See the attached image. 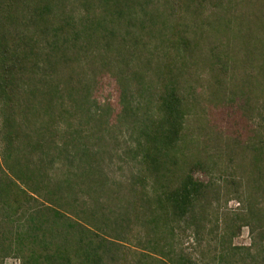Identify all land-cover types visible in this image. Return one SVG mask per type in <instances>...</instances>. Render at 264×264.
Returning a JSON list of instances; mask_svg holds the SVG:
<instances>
[{"label":"rangeland","instance_id":"374dc122","mask_svg":"<svg viewBox=\"0 0 264 264\" xmlns=\"http://www.w3.org/2000/svg\"><path fill=\"white\" fill-rule=\"evenodd\" d=\"M46 1L52 13L38 20L35 0H0L1 49L44 46L45 25L68 15L113 12L103 0L38 2ZM127 3L140 14L148 11L142 25L128 30L126 21L114 37L91 38L75 62L54 71L47 62L41 65L46 83L38 86L42 95L30 99L38 115L20 104L38 75L24 78L11 109L0 99V184L11 181L3 164L9 127L49 146L61 143L72 125L67 133L96 151L105 186L102 191L82 184L78 200V211L89 208L88 218L103 229L93 232L104 241L103 264H172L150 252L160 236L152 233L154 206L148 200L163 198L189 174L206 188L183 221L169 222L171 240L162 243L169 259L264 264V252L256 258L264 247V0H125L120 7ZM171 89L181 100V134L156 177L141 188L131 178L143 168L135 132L159 118L160 101ZM45 148L42 158L34 153L25 160L59 183L68 169L51 165L46 154L56 151ZM12 191L6 200L15 207L16 197L24 196ZM5 207L0 201V264H44L47 252L17 232L19 217L7 218ZM26 209L45 208L30 202Z\"/></svg>","mask_w":264,"mask_h":264},{"label":"trees","instance_id":"16d2710c","mask_svg":"<svg viewBox=\"0 0 264 264\" xmlns=\"http://www.w3.org/2000/svg\"><path fill=\"white\" fill-rule=\"evenodd\" d=\"M15 1L22 4L28 0ZM35 1L38 5L33 11L34 18L41 20L52 13L49 2L40 5L38 1L43 0ZM103 1H109V8L113 9V12L105 10L98 16L90 17L68 15L56 25H45L44 46L39 43H36L35 47L25 44L21 51L10 52L0 48V99L4 101L3 105L7 109L15 105L14 98L18 96L17 91L22 85L26 86L24 78H28V74L31 73L39 76L38 84L23 90L24 96L20 104L24 111L29 110L33 117L38 115V110L32 106L30 99L35 95L38 97L42 95L39 87L46 83L47 79V73L41 69L42 64L47 62L49 69L56 70L60 64L75 62V57L77 59L80 55L79 47L86 43L90 44L91 38L93 40L95 36H100L106 39L108 35L114 37L118 29L125 26L126 21V28L130 30L131 27L137 28L142 25L145 16L149 17L147 10L140 14L128 3L120 7L121 1L125 0H116L119 1L116 4L111 0ZM142 8L140 6L139 10ZM23 37L26 41L27 37L24 33ZM159 111V118L148 121V124L140 126L138 133L137 130L135 132L138 134L136 148L137 152L141 151L143 168L131 178L133 181H138L141 188H144L149 178L156 177L164 164V159L174 148L181 134L183 111L181 100L174 89L168 91L161 99ZM8 130L3 164L11 181L0 184V201L6 206L5 212L10 215L7 218L19 217L16 221L17 226H20L17 232L31 236L26 238L31 239L36 247L47 252L42 258L44 264H103L104 241L100 239V235L97 234V237L93 235L94 231L98 233L103 229L100 225L97 227L96 220L94 223L90 221L87 215L88 207L84 212L83 209L81 212L78 211L82 206L78 202L82 194L79 193L82 184H93L94 186L90 185L91 188L95 187L102 191L105 188L96 161L98 156L96 151L89 146V142L83 144L82 139L75 137L74 133H67L73 130L72 125L62 136L61 143L53 142L49 146L42 144L41 141L33 142L29 132L19 127L13 128L12 131L9 127ZM45 147L47 150L54 148L56 151V155L46 154L51 165L68 169V173L59 183L52 184L48 172L43 174L41 170L32 168V164L25 160L26 155L34 153H38L42 158ZM24 152L26 154H23ZM260 171L263 172L262 169ZM205 188L204 183L189 174L179 187L163 198L156 196L148 200L150 205L154 206L150 219L152 233L160 236L152 243L154 246L151 244L150 252L164 254L163 256L172 264H185V259L181 255L177 256V259H169V249L166 252L167 246L162 243L171 240L169 234H172L173 229L169 222L183 221L190 214L194 203ZM12 190L16 193V195L13 193L15 196H24L22 200L16 197L15 207L9 205L6 200ZM74 198L77 201H73ZM30 202H42L45 209L28 211L26 206ZM263 252L264 247H261L256 258L262 259Z\"/></svg>","mask_w":264,"mask_h":264}]
</instances>
